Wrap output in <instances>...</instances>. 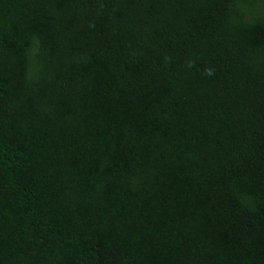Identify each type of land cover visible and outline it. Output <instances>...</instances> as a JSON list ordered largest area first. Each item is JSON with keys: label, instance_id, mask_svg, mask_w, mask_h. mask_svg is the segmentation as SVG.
Returning a JSON list of instances; mask_svg holds the SVG:
<instances>
[{"label": "trees", "instance_id": "obj_1", "mask_svg": "<svg viewBox=\"0 0 264 264\" xmlns=\"http://www.w3.org/2000/svg\"><path fill=\"white\" fill-rule=\"evenodd\" d=\"M0 264H264V0H0Z\"/></svg>", "mask_w": 264, "mask_h": 264}]
</instances>
